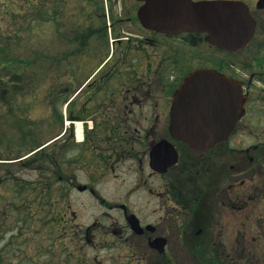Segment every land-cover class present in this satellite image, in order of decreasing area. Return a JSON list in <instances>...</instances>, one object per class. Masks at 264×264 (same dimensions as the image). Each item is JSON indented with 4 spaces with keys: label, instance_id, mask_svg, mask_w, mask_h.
Here are the masks:
<instances>
[{
    "label": "flooded vegetation",
    "instance_id": "obj_1",
    "mask_svg": "<svg viewBox=\"0 0 264 264\" xmlns=\"http://www.w3.org/2000/svg\"><path fill=\"white\" fill-rule=\"evenodd\" d=\"M246 2L256 19L254 36L243 48L227 51L211 45L203 33H169L144 26L138 16L143 1L54 0L58 29L64 24L65 10L71 20L68 38L75 61L68 115L71 125L64 128L60 122V131L41 146L42 156L35 168L39 183L28 181L22 188L28 208L35 199L42 221L61 224L64 233L77 231V192L96 195V180L98 183L108 174L119 178L121 169L124 174H135L128 190L165 195L170 209L151 222L127 203L117 202L112 206L119 210L120 218L107 232L126 237L127 245L145 258L156 255L160 261L155 264H172L168 253L175 229L182 241L192 243L185 247L192 252H204L207 237L213 239L215 229L210 221L221 212L217 200L221 190L236 197L238 187L246 189V202L264 205V6L259 7V0ZM59 35L62 38L61 32ZM204 45L213 54L206 55ZM107 46L115 50L104 53ZM93 55L103 56L105 64L86 77L76 76ZM198 67L237 79L244 95L245 112L229 139L207 150L193 149L169 131L173 94ZM231 137H237L235 145ZM162 140L178 153L177 163L165 173L154 168L158 161L153 160ZM52 143L55 149L46 152ZM171 151L168 144L160 148L162 165ZM79 172L87 175L83 181H79ZM145 174L165 178L164 195L147 185ZM98 199L105 203L104 198ZM101 226L96 219L83 227L87 242L92 230ZM157 237L166 239L163 253L154 244ZM0 256V264H4L1 248Z\"/></svg>",
    "mask_w": 264,
    "mask_h": 264
},
{
    "label": "rangeland",
    "instance_id": "obj_2",
    "mask_svg": "<svg viewBox=\"0 0 264 264\" xmlns=\"http://www.w3.org/2000/svg\"><path fill=\"white\" fill-rule=\"evenodd\" d=\"M54 7V0H0V79L7 88L0 93V248L4 264H155L160 261L156 255L145 258L127 245L126 237L107 230L119 221L120 212L112 206L117 202L127 203L146 221L154 222L166 215L170 209L167 204L171 203H166L164 177L145 174L147 185L155 191H163V197L145 190H128L136 175L124 174L122 169L119 178L108 174L102 181L97 183L96 180V195L77 192V231L67 230L68 233H64L57 222L41 220L43 216L38 214L35 199L29 208L23 200L24 183H39V171L27 164L37 163L41 154L27 164L25 160L19 161V157L35 144L54 137L61 129L57 115L68 117L69 114V108L61 103L69 95L63 98L61 93L69 92L72 80L73 57L70 44L64 39L71 20L65 10L64 24L59 30ZM94 46L93 43L91 47ZM114 50V46H107L104 53ZM203 50L206 55L213 54L207 45ZM79 61L81 63L82 59ZM102 61L101 55L91 56L81 70L75 72L76 76L85 77ZM16 74L20 77L13 78ZM2 89L4 87L0 86ZM26 132L31 135L26 137ZM230 140L235 145L238 139L231 137ZM55 147L52 143L45 150L50 153ZM86 176L79 172V181ZM246 199V189L238 187L236 197L221 190L217 197L221 212L210 221L215 229L213 239L207 237V243L203 244L213 246L211 252L223 254L234 264H264V205L252 204ZM96 219L103 226L92 230L93 236L87 242L83 227ZM170 245L168 256L172 264H202L199 257L185 248L192 243L182 241L176 229ZM206 254L210 255L207 249Z\"/></svg>",
    "mask_w": 264,
    "mask_h": 264
},
{
    "label": "water",
    "instance_id": "obj_3",
    "mask_svg": "<svg viewBox=\"0 0 264 264\" xmlns=\"http://www.w3.org/2000/svg\"><path fill=\"white\" fill-rule=\"evenodd\" d=\"M139 16L144 25L158 30L207 32L209 42L228 50L244 46L255 27L248 6L239 0H145ZM242 105L235 80L211 69H196L174 94L171 133L194 148H210L228 137L243 113ZM175 161L174 155L170 163ZM162 241L156 239L161 250Z\"/></svg>",
    "mask_w": 264,
    "mask_h": 264
},
{
    "label": "trees",
    "instance_id": "obj_4",
    "mask_svg": "<svg viewBox=\"0 0 264 264\" xmlns=\"http://www.w3.org/2000/svg\"><path fill=\"white\" fill-rule=\"evenodd\" d=\"M20 76L19 75H15L14 78H19ZM225 259V258H224ZM210 260V258H209ZM216 262L220 263V264H234V263H231L230 261L228 260H223L222 258L221 259H214ZM235 264H238V263H235Z\"/></svg>",
    "mask_w": 264,
    "mask_h": 264
}]
</instances>
